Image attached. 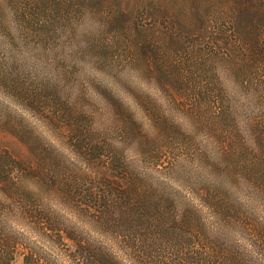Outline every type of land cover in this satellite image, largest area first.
I'll return each mask as SVG.
<instances>
[{
  "label": "trees",
  "instance_id": "1",
  "mask_svg": "<svg viewBox=\"0 0 264 264\" xmlns=\"http://www.w3.org/2000/svg\"><path fill=\"white\" fill-rule=\"evenodd\" d=\"M8 1L22 10L27 0ZM179 1L130 0L122 9L132 52L166 95L130 98L132 111L112 89L102 92L110 110L128 113L116 125L129 146L76 107L60 122L58 90L46 107L31 97L27 109L57 124L73 159L32 127L6 123L36 162L0 164V196L7 187L28 198L21 237L0 232V264L18 252L22 264H246L226 230L253 223L239 197L264 194V0ZM199 136L210 149L177 168L175 150L196 149ZM51 247L57 257L45 262Z\"/></svg>",
  "mask_w": 264,
  "mask_h": 264
},
{
  "label": "rangeland",
  "instance_id": "2",
  "mask_svg": "<svg viewBox=\"0 0 264 264\" xmlns=\"http://www.w3.org/2000/svg\"><path fill=\"white\" fill-rule=\"evenodd\" d=\"M47 1L27 0L20 10L8 0H0V164L20 162L16 165L23 168L25 162H36V155L28 152L26 146L9 133L7 122L32 127L42 136L44 145L51 142L66 151L70 159L74 158L73 151L69 150L73 146L59 133L57 124L48 125L44 118L27 109L28 104L33 103L31 97L42 101L41 105L46 107L47 95L55 98L58 90L62 96L60 101L64 102L57 105L61 110L60 122H64L66 108L76 107L78 117L82 113L84 117L93 118L100 130L103 121L113 132L112 140L120 142L116 144L122 148L129 146L132 140L123 141L124 134L116 124L118 119L127 118L128 113L123 116L110 110L102 92L107 94L105 90L112 89L132 111L136 107L130 98L137 100L141 93L155 96L158 92L152 87L144 63L140 64L132 52L130 42L135 40V33L123 29L127 14L122 9L130 6L126 4L130 0H54L46 4ZM177 4L180 6L179 0ZM143 48L153 60L150 55L153 46L150 48L146 42ZM159 91V97L166 96L164 90ZM32 106H36L35 103ZM35 145L37 149L38 145L42 147L41 143ZM193 145L196 149L189 152L175 150L180 156L177 168L187 164L195 150L211 147L202 142L200 136ZM9 192L5 187V196H0V232L6 235L15 232L21 237L25 219L19 211L28 198L11 196ZM237 203L247 208L254 220L244 229L237 223L232 229L227 228V244L235 257L241 255L242 262L264 264V194L252 191L239 197ZM57 252L56 248H45V262L54 260ZM14 264H22L19 252L14 256Z\"/></svg>",
  "mask_w": 264,
  "mask_h": 264
}]
</instances>
